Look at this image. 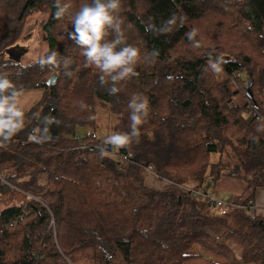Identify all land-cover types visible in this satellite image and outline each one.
<instances>
[{
    "label": "trees",
    "instance_id": "1",
    "mask_svg": "<svg viewBox=\"0 0 264 264\" xmlns=\"http://www.w3.org/2000/svg\"><path fill=\"white\" fill-rule=\"evenodd\" d=\"M99 3L116 4L99 45L136 52L107 71L77 32L97 0H0V82L9 85L0 104L12 108L18 90L47 92L36 115L12 117L17 129L0 134V171L8 169L15 188H7L20 196L0 210V264H264V218L231 206L208 213V199L192 194L219 175L210 155L225 145L252 173L230 200L246 203L264 186V122L248 117L245 94L251 80L264 115V0ZM38 6L48 12L44 52L28 64L6 58ZM205 19L211 27L203 29ZM242 71L246 79L232 89ZM238 92L242 104L233 102ZM96 105L110 117L101 142ZM117 136L126 143H114ZM124 153L132 154L126 169L114 156ZM148 165L161 189L145 184Z\"/></svg>",
    "mask_w": 264,
    "mask_h": 264
},
{
    "label": "rangeland",
    "instance_id": "2",
    "mask_svg": "<svg viewBox=\"0 0 264 264\" xmlns=\"http://www.w3.org/2000/svg\"><path fill=\"white\" fill-rule=\"evenodd\" d=\"M210 14H214V11ZM47 15L48 12L44 6L33 8L26 16L20 38L14 44L7 47L6 50H4V56L21 64H28L38 60L46 48V45L42 39V25L45 22ZM200 23L204 25L201 26L203 29L211 27L207 19L201 21ZM211 23L215 27H218L215 22ZM241 79H246V73L244 71L241 72ZM246 83L247 82H245V84ZM230 86L232 89H235L236 87V85L233 83H231ZM46 95L47 92L42 88L16 91L12 100V109L20 112L21 115L14 117V120H22L28 112L36 115L42 107ZM244 101L245 98L240 92L233 96V102L242 104ZM96 113L99 126L95 133L97 135H101V138L103 139V137L109 136L110 117L108 113L98 105H96ZM234 151L235 149L232 147V145H225L222 147V149H220V151L213 152L210 155L211 162L218 163V170H216L215 174L219 173L217 177L211 173L204 183V186H206L207 183L210 182L209 187H207L205 191L211 196V201L223 197L230 199L231 197L241 194L252 177L251 171L244 168L242 164L236 163L238 162L237 160L239 159V156L236 155ZM1 170L2 171L0 172L4 174H7L8 172V169ZM188 185L192 187L196 186L197 183L189 182ZM204 189L205 187L199 191H203ZM15 193L10 194L7 186L0 184V210L9 207L13 203V197H20L19 194ZM207 202H209V200H207ZM225 210L226 207H218L215 205L213 207H208L206 212L220 214ZM231 248L233 249L236 257L239 259V252L235 245H231ZM190 252H197V249L193 248L190 250ZM209 257L214 258L213 256ZM201 260L203 261L206 259L204 257Z\"/></svg>",
    "mask_w": 264,
    "mask_h": 264
},
{
    "label": "clouds",
    "instance_id": "3",
    "mask_svg": "<svg viewBox=\"0 0 264 264\" xmlns=\"http://www.w3.org/2000/svg\"><path fill=\"white\" fill-rule=\"evenodd\" d=\"M108 7L115 8L116 4L111 3L105 6L100 4L99 0H97V6L95 8H85L77 21V32L79 33L80 43L90 46L87 56L94 59L97 65L101 66L105 71L127 63L128 60L136 55V52L130 49H126L120 54H114L110 46L101 47L99 45L98 41L101 39L103 26L111 20L107 12ZM125 71H130V69H125ZM8 86L7 81L0 82V90ZM5 111L10 113V117L6 120L0 119V134H3L5 129H8L9 133L15 131L18 125L14 123L12 117L21 115L20 112L12 108L6 110L3 104H0V115ZM137 123H139L138 119ZM113 139L114 143L118 145L126 143V139L123 137L117 136Z\"/></svg>",
    "mask_w": 264,
    "mask_h": 264
},
{
    "label": "built area",
    "instance_id": "4",
    "mask_svg": "<svg viewBox=\"0 0 264 264\" xmlns=\"http://www.w3.org/2000/svg\"><path fill=\"white\" fill-rule=\"evenodd\" d=\"M240 80H241V73L237 72L235 74V79L233 80V84L237 86ZM247 115H248L249 118H254V119H257V120H260V121L264 122V115L261 114L257 110L256 106L252 102H250L249 112H248ZM85 136H90V133H88V134L86 133V134L82 135L81 137H85ZM77 137L79 138V136H77ZM29 138H30V140L34 139V131H31L29 133ZM99 141L101 142V141H103V139L99 138ZM94 147H95V150H100L101 149V146L99 144H96ZM114 156L118 158V160L120 161V163H121V165H122V167L124 169H126L128 167V164L132 160V154L131 153H124L122 155H114ZM146 169H147V171L149 173H153V168H152L151 165H148L146 167ZM0 184L15 188L9 182H7V174H4L2 172H0ZM171 184H175L176 187H179L183 191H187L188 190L187 187H183V186H181L179 184H176V183H171ZM25 194L27 195L28 198H32L31 195H29L27 193H25ZM192 194L193 195H199L200 197H204V198L208 199L209 201L212 200L211 196L204 190L203 191L192 190ZM214 201L216 203V206H218V207L231 206V207L239 208L241 210H247L248 213H250L252 217L255 214L256 203H255L254 199H249L246 203H234V202H232L230 199H228L226 197H223V198H220V199H217V200H214ZM18 218H21V217L18 216ZM14 223H15V219H13L9 224L10 225H14Z\"/></svg>",
    "mask_w": 264,
    "mask_h": 264
},
{
    "label": "crops",
    "instance_id": "5",
    "mask_svg": "<svg viewBox=\"0 0 264 264\" xmlns=\"http://www.w3.org/2000/svg\"><path fill=\"white\" fill-rule=\"evenodd\" d=\"M170 183V182H169ZM172 183V182H171ZM170 183V184H171ZM145 184L149 188L153 189H161L164 187L165 182L159 181L154 173H149L147 178L145 179ZM167 185V184H166ZM255 203H256V209H255V214L259 217L264 218V186L260 187L256 190L255 194Z\"/></svg>",
    "mask_w": 264,
    "mask_h": 264
},
{
    "label": "water",
    "instance_id": "6",
    "mask_svg": "<svg viewBox=\"0 0 264 264\" xmlns=\"http://www.w3.org/2000/svg\"><path fill=\"white\" fill-rule=\"evenodd\" d=\"M55 79H56V75L52 74V75L49 77L48 81H47L48 86L52 85V84L54 83ZM251 83H252L251 80H248V81H247V83H246V89H245V94H246L247 97L250 99V101L256 106V103H255V101H254V98H253V95H252V92H251V89H250V87H251ZM209 185H210V182L207 183V185L205 186L204 191L207 189V187H209ZM207 205L213 207V206L216 205V203H215V201L213 200V201H209V202H207Z\"/></svg>",
    "mask_w": 264,
    "mask_h": 264
}]
</instances>
